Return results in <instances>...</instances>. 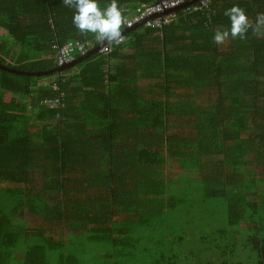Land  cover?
<instances>
[{"label": "trees", "instance_id": "16d2710c", "mask_svg": "<svg viewBox=\"0 0 264 264\" xmlns=\"http://www.w3.org/2000/svg\"><path fill=\"white\" fill-rule=\"evenodd\" d=\"M108 3L98 0L101 8ZM233 4L253 28L264 12V0H212L208 18L178 8L161 29L141 24L120 43H104L110 53L98 50L53 91L51 80L70 69L25 74L61 67L52 43L89 40L95 49L101 40L74 27V9L62 0H0V65L20 72L0 69V264H82L93 246L105 261L143 252L146 264H191L192 254L177 252L170 239L184 203L173 189L193 181L203 185V199L225 204L218 235L251 225L252 212L264 206L257 184L264 175L246 170L264 169V128L257 127L264 125V27L217 45L213 35L230 27L224 12ZM125 48L135 55H122ZM111 59L118 60L113 68ZM197 89L212 101L197 104ZM54 99L58 106L39 105ZM212 156L221 159L204 171ZM169 165L184 175L168 179ZM58 228L63 241L49 234ZM244 237L264 264V237Z\"/></svg>", "mask_w": 264, "mask_h": 264}, {"label": "rangeland", "instance_id": "374dc122", "mask_svg": "<svg viewBox=\"0 0 264 264\" xmlns=\"http://www.w3.org/2000/svg\"><path fill=\"white\" fill-rule=\"evenodd\" d=\"M4 50L0 48L2 55L5 54ZM193 100L200 105L212 101L207 92L199 89L195 90ZM174 122L180 124L183 123V119H175ZM257 125L259 129L264 128V125ZM220 159L221 156H212L205 159L206 165L202 169L207 172L210 171L213 161ZM246 170L254 177L264 175V169L256 163L247 167ZM166 175L168 179H175L184 174L179 169H176L174 165H169L166 168ZM257 180V184H261L264 187V178ZM243 181L244 179L242 178L241 184H243ZM177 184L179 186L185 185L182 180L178 181ZM177 191L178 195L184 199V203L179 207V214L175 215L177 221L172 224L174 238L170 239V243H172L177 252L191 253V264H220L223 261L257 264L258 255L244 243V236L245 234H253L258 231L264 237V206L260 207L259 205L258 210L255 213L252 212L251 225L231 227L225 236H220L217 234L218 230L226 227L227 222L225 204L218 199H203V185L201 186V183L194 181L180 190L173 189V192ZM91 195L96 196L97 191H91ZM49 234L56 240H65L64 234L61 233L59 228L54 229V232H49ZM97 250L98 248L93 246L92 252L81 255L82 264H146L147 262L146 255L143 252H133V256L129 258L130 261L126 259L105 261L104 256H100L99 252L95 253ZM85 251H88V249Z\"/></svg>", "mask_w": 264, "mask_h": 264}, {"label": "clouds", "instance_id": "9594fccd", "mask_svg": "<svg viewBox=\"0 0 264 264\" xmlns=\"http://www.w3.org/2000/svg\"><path fill=\"white\" fill-rule=\"evenodd\" d=\"M62 2L74 9L72 24L78 31L93 33L97 39L104 42H113L122 38L124 16L119 0H109L104 8L99 6L98 0H62ZM224 15L229 18L230 27L214 33L213 41L217 45L222 44L229 36L244 39L249 28H253L244 9L236 4L226 9ZM254 25V31L264 27V12L256 14Z\"/></svg>", "mask_w": 264, "mask_h": 264}, {"label": "built area", "instance_id": "2783aa9c", "mask_svg": "<svg viewBox=\"0 0 264 264\" xmlns=\"http://www.w3.org/2000/svg\"><path fill=\"white\" fill-rule=\"evenodd\" d=\"M212 0H199L192 5H186L185 0H156L153 4H140L135 8L123 7L122 14L124 16V22L122 24L125 28H131L135 25L143 23L146 28L161 29L164 26L170 24L177 18V8L183 7L185 14H191L192 12H199L202 16L208 18L212 15L211 9ZM99 40V39H98ZM123 38L114 41V44H118ZM100 41V40H99ZM95 47L93 41H80L74 40L66 42L63 45H59L57 42L52 43L51 48L56 52L57 66H62L71 62L74 59V54L81 56L85 55L89 50ZM112 46L110 44L104 45L100 52L104 55L110 53ZM56 79H52L53 91H58L59 79L63 81L62 75H56ZM62 94H59L61 97ZM59 102L58 99L43 100L39 105H48L54 107ZM58 106V105H57Z\"/></svg>", "mask_w": 264, "mask_h": 264}, {"label": "water", "instance_id": "95a60500", "mask_svg": "<svg viewBox=\"0 0 264 264\" xmlns=\"http://www.w3.org/2000/svg\"><path fill=\"white\" fill-rule=\"evenodd\" d=\"M195 1H197V0H192L190 3L195 2ZM188 4H189V3H188ZM139 26H140V25L135 26V27H133L132 29H126V30L122 31L121 34L127 33V32H129V31H133V30L137 29ZM104 43H107V42H104V41H103L102 43H100V44L96 47V49H94L93 51L89 52L87 55L82 56V57L76 59V60H75L74 62H72V63L66 64V65L61 66V67H56V68H54V69H52L51 71H48V72H43V73H42V72H39V73H25V74H27V75H29V76H30V75H31V76H42V75L48 76V75H52V74L57 73V72H61V71H63V70H67V69H69L70 67L74 66L75 64L81 62L82 60L87 59L90 55H92V54H94L95 52H97V51L99 50V48H100ZM0 69H2V70H4V71H7V72H10V73H15V74H16V73H20V72L17 71V70L9 69V68L4 67V66H1V65H0Z\"/></svg>", "mask_w": 264, "mask_h": 264}, {"label": "crops", "instance_id": "0c3cea01", "mask_svg": "<svg viewBox=\"0 0 264 264\" xmlns=\"http://www.w3.org/2000/svg\"><path fill=\"white\" fill-rule=\"evenodd\" d=\"M138 29V28H137ZM136 30V29H135ZM134 31V30H133ZM6 35V32L5 31H3V30H1L0 29V37L2 36V37H6L5 36ZM126 41V40H125ZM124 41V42H125ZM123 42V43H124ZM123 43H121V44H123ZM121 44H119V45H121ZM121 54L122 55H135V52H134V49H129V48H125L122 52H121ZM91 56V55H90ZM89 56V57H90ZM88 57V58H89ZM85 60H87V59H85ZM84 60H82L81 62H83ZM81 62H79V63H77V64H80ZM88 63H90V62H85L83 65H81V67H77V64H75L74 66H72V67H70L69 69H70V73H62L61 72V75L63 76V75H69L70 76V74L71 75H78V73L80 72V70H81V68H82V66H85V65H87ZM118 64V60L117 59H111V60H109L108 62H107V65L111 68H113V66H116ZM53 75V74H52ZM56 75V74H55ZM54 75V76H55Z\"/></svg>", "mask_w": 264, "mask_h": 264}, {"label": "bare ground", "instance_id": "6f19581e", "mask_svg": "<svg viewBox=\"0 0 264 264\" xmlns=\"http://www.w3.org/2000/svg\"><path fill=\"white\" fill-rule=\"evenodd\" d=\"M188 3L190 4V2L186 1V5H189ZM179 8H182V7H179ZM177 9H178V8H177ZM141 24H143V23H141ZM141 24H138V25H141ZM138 25H135V26H138ZM135 26H133V27H135ZM133 27H131V28H125L124 30H126V29H132ZM124 30H123V31H124ZM102 42H103V41H100V43H102ZM100 43H99V44H100ZM99 44H98V45H99ZM103 46H104V45H102L101 48H102ZM101 48H100V49H101ZM95 49H96V48H95ZM100 49H99V50H100ZM92 50H94V48H92ZM71 62H73V60H72ZM71 62H69V63H71ZM69 63H67V64H69ZM64 65H66V64H64ZM64 65H62V66H64Z\"/></svg>", "mask_w": 264, "mask_h": 264}]
</instances>
